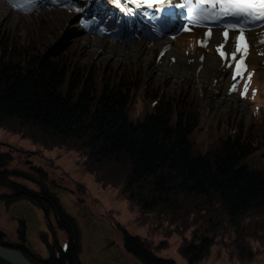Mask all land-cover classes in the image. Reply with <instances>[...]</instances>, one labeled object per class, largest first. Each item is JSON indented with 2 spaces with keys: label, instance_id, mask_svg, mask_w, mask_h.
Returning <instances> with one entry per match:
<instances>
[{
  "label": "rangeland",
  "instance_id": "1",
  "mask_svg": "<svg viewBox=\"0 0 264 264\" xmlns=\"http://www.w3.org/2000/svg\"><path fill=\"white\" fill-rule=\"evenodd\" d=\"M11 1L12 6L0 1V33L13 31L22 36L23 41L33 43L39 39L45 46L61 42L67 46L72 44L77 48L73 57L76 67L93 68L95 73L106 71L107 75L114 71L119 75L138 76L137 82L141 81L143 87L133 96L134 121L150 106L143 98L146 93L157 91L175 97L187 96L200 108L202 122L198 133L212 126L215 128L219 123L222 130L239 129L242 125L253 130L258 144L264 148V63L258 61L264 58V43H261L264 22L248 26L245 33L248 53L244 57L247 69L243 79L238 77L235 82L238 90H226L228 97L240 98L224 103L225 90L220 91L222 95L220 92L213 94V87L208 85L200 91L197 78L182 85L175 78H163L155 65L148 64L146 55L151 48L173 38L180 51L192 56V62H206L205 57L201 60L198 55L201 51L210 56L218 55L217 46L225 39L222 37L217 43L213 36L224 31L222 25L225 23L208 22L213 32L207 47L202 48L199 42L205 38L206 28L183 31L181 25L179 27L180 21L185 20L187 6L175 8L176 11L166 10L163 21L152 19L161 14L142 6L139 8L153 25H163L160 27L163 32L151 34L152 38H147L146 32H139L134 34V39L122 42L84 29L75 14L65 10L33 8L24 11L15 4L26 0ZM175 2L183 3L184 0ZM168 11L174 12L175 17L169 18ZM233 22L230 19L226 23ZM166 26H170V30L165 29ZM235 35L232 32L227 39L233 47L236 46ZM64 38L68 39L61 40ZM129 43H141L143 55L136 58L133 53H120L119 49ZM241 55H237L239 59ZM157 57L158 61L167 60L165 54ZM234 67L235 64L232 71ZM249 74H252L250 83ZM245 84H248V92L242 97ZM12 122L0 124V168L13 171L11 180L36 190L44 181L59 196L66 211L77 221L82 247L80 257L84 264H142L125 248L124 230L142 237L157 256L171 258L176 264H190V248L194 244L201 246L206 238L209 243L195 264H264V209L251 208L234 220L218 195L209 198L182 195L183 204L175 208L164 204L147 206L143 202L145 196L128 185L127 169L118 164L99 163L77 142L46 141L40 132ZM201 137L199 146L204 145L205 136ZM1 191L10 193L9 190ZM54 225L61 247L66 248V231L55 219ZM42 233L53 242V234L40 207L28 199L12 204L0 200V236L4 243L14 247L26 245L37 256L47 258L49 249Z\"/></svg>",
  "mask_w": 264,
  "mask_h": 264
},
{
  "label": "trees",
  "instance_id": "2",
  "mask_svg": "<svg viewBox=\"0 0 264 264\" xmlns=\"http://www.w3.org/2000/svg\"><path fill=\"white\" fill-rule=\"evenodd\" d=\"M0 1L13 5L10 0ZM74 3L70 7L66 0H38L35 9L73 13L84 29L122 42L139 32L148 33L147 38L163 32L144 10L126 0L122 6L134 15H126L115 0ZM24 41L16 32L0 33V124L15 121L40 132L46 141L77 142L99 163L127 169L128 185L145 196L147 206L175 208L183 204L182 195H218L234 220L251 208L264 209V148L253 130L242 125L222 130L219 123L198 133L202 116L195 100L157 91L144 95L150 106L134 121L133 96L143 87L138 76L76 67L77 48L72 44ZM200 135L205 136L203 146L198 145ZM11 173L0 168V200L7 204L30 200L43 210L53 234L52 243L41 234L49 249L47 258L26 245L15 246L35 264H84L77 221L59 196L44 181L36 190L11 180ZM54 219L68 235L66 248L59 243ZM124 231L125 248L142 264H176L157 256L142 237ZM208 243L206 238L201 246L190 248V264ZM0 264L10 263L0 258Z\"/></svg>",
  "mask_w": 264,
  "mask_h": 264
},
{
  "label": "snow or ice",
  "instance_id": "3",
  "mask_svg": "<svg viewBox=\"0 0 264 264\" xmlns=\"http://www.w3.org/2000/svg\"><path fill=\"white\" fill-rule=\"evenodd\" d=\"M11 2V0H10ZM38 0H26V2H17L16 7L21 8L24 11H31L36 7ZM55 2V0H53ZM70 7H74V0H66ZM117 6H121V10L125 12L126 15H134L133 10L128 9L123 5V0H115ZM129 3L139 7L153 8L157 13L161 15L153 17L157 21H163V14L166 10H171L173 8L185 9L187 6V14L184 16L186 24L184 25L183 31H191L193 27H203L206 28L204 33V39L199 43L202 48L207 47V41L212 36V27L209 26L208 22L213 24H219L220 21L231 18L233 23H225L222 25L223 37L225 38V43L229 37V32H234L236 35L234 39L236 41V46L231 53L224 50L225 45L221 44L217 46V52L221 58L225 61V66L232 68L235 64L234 71L232 73V78L234 81L239 77L243 79V74L247 69L244 64V57L247 56L248 46L245 41V33L249 30L248 26L255 25L258 22H264V0H184L183 3H177L175 0H129ZM75 10L80 12V8L76 7ZM169 17L174 18L175 13L168 11ZM97 22L98 21H93ZM191 25L192 27H189ZM162 24H158V27H162ZM264 27V24H261ZM100 31H104L103 28ZM264 43V41H261ZM242 53L240 59H237V55ZM165 53L161 52L160 56ZM229 55L231 57V62H229ZM201 60L204 59L203 56L200 57ZM251 75L249 74L248 80L251 82ZM231 91H237V83H233L231 86ZM248 92V84H245L244 92L241 93L242 97H246Z\"/></svg>",
  "mask_w": 264,
  "mask_h": 264
},
{
  "label": "bare ground",
  "instance_id": "4",
  "mask_svg": "<svg viewBox=\"0 0 264 264\" xmlns=\"http://www.w3.org/2000/svg\"><path fill=\"white\" fill-rule=\"evenodd\" d=\"M171 10L176 11L175 8ZM147 19L149 18L147 17ZM222 33L223 31L216 32V34L213 36V38L216 37L217 43H218L217 40L218 39L220 40V38L223 37ZM231 33L232 32L230 31L229 35ZM221 44L225 45L224 50L228 53H231V51L234 50L235 48L233 46H230L228 42L226 43L220 42L218 45ZM140 50H141V43H129V45L121 47L119 49V52L122 53L123 55H128L133 53L134 57L138 58L143 55V52ZM161 52H164L165 55L167 56V60L165 62H162L161 60L160 61L157 60L158 58L157 56ZM146 56L148 58L147 59L148 64L155 65L157 69L160 71V75L163 78H169V77L175 78L176 82L179 85L192 83L193 78H197V80L199 81V85H197V87L200 91H203L204 89L208 88L207 87L208 85L213 87V89H211V92L213 94L225 90V93L223 94L225 97L222 98L224 99L223 100L224 103L226 101L232 102L240 98L238 96H231V98L227 96L228 92L226 90L231 89L232 84L235 83L236 81L232 79L233 71L231 70V68L225 66V61L221 58L219 54L218 55L213 54L212 56H210V55H206L205 52L201 51L198 56L199 58L201 56L205 57L206 62H202L200 60H198L199 62H192L191 61L192 56L186 54L185 52L180 51L179 47L175 44V39L169 38L163 43H160L157 46L151 48V51H148V55ZM237 59L239 60L238 56ZM258 61L264 63V58L261 59L259 58ZM229 62H231L230 55H229ZM220 95H222V92H220Z\"/></svg>",
  "mask_w": 264,
  "mask_h": 264
},
{
  "label": "water",
  "instance_id": "5",
  "mask_svg": "<svg viewBox=\"0 0 264 264\" xmlns=\"http://www.w3.org/2000/svg\"><path fill=\"white\" fill-rule=\"evenodd\" d=\"M0 258L10 264H35L19 247L0 243Z\"/></svg>",
  "mask_w": 264,
  "mask_h": 264
}]
</instances>
